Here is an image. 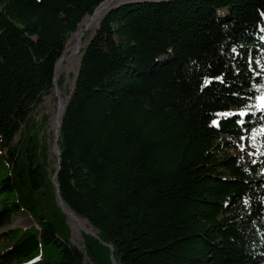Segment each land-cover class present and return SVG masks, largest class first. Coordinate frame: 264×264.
<instances>
[{
  "label": "trees",
  "instance_id": "obj_1",
  "mask_svg": "<svg viewBox=\"0 0 264 264\" xmlns=\"http://www.w3.org/2000/svg\"><path fill=\"white\" fill-rule=\"evenodd\" d=\"M104 1L0 0V229L32 218L0 233V264H264V155L246 152L264 127V0L122 6L81 39L56 181L98 238L72 243L35 109Z\"/></svg>",
  "mask_w": 264,
  "mask_h": 264
},
{
  "label": "rangeland",
  "instance_id": "obj_2",
  "mask_svg": "<svg viewBox=\"0 0 264 264\" xmlns=\"http://www.w3.org/2000/svg\"><path fill=\"white\" fill-rule=\"evenodd\" d=\"M96 27H97V22L90 25L87 28V30L84 32V34L82 35V38L85 37V35H87V33L91 32V31L93 32L96 29ZM87 42H88V40H84L82 42V47H84L87 44ZM74 43H75V34H72L67 40V48L66 49H68V53H70L72 48L75 47ZM79 59H80V54L77 53L75 56V60L73 61L72 65L68 66L67 63H64L63 68L59 74V77L63 75L65 78V82H64L63 86L61 88H59L60 97L64 103H65V96L67 95V91H71L72 87L74 85V79H75V76L77 73V68L79 65ZM64 66H68V70L65 69ZM57 96L59 97L58 94H57ZM57 105H58V101H57L56 95L54 94V92H52L49 96H45L43 99V102L35 109V121H36L38 126L41 124V120H42L43 116L48 117L47 123L43 127L42 131L39 132V138L41 139L43 137H46L45 138V146H46V150L48 153L49 164L51 167L55 166V152L53 150L54 146L52 144L54 131L52 129H50L51 128L50 124H51L54 112L57 109ZM262 116L264 117V111L262 113ZM246 152L251 153L248 150ZM70 222L72 223L71 219L67 218L68 226L71 229L72 224ZM31 223H32V218L28 214H26L25 212H21L14 217V219L12 220V223L10 225L5 226L4 228H1L0 233L3 231L9 230V229H15V228L23 229V228L27 227L28 225H30ZM85 227H87V229H89L87 224ZM81 230H83V229L80 226H79V229H75V230L71 229V232H72V239L71 240H72L73 244L79 245L82 242L81 237H80V234L82 232Z\"/></svg>",
  "mask_w": 264,
  "mask_h": 264
},
{
  "label": "water",
  "instance_id": "obj_3",
  "mask_svg": "<svg viewBox=\"0 0 264 264\" xmlns=\"http://www.w3.org/2000/svg\"><path fill=\"white\" fill-rule=\"evenodd\" d=\"M167 1H172V0H105L104 2H102L97 8L96 10H100L101 11V14L102 16H104L105 14H107L108 12L112 11V10H115V9H118L122 6H136V5H139L141 3H159V2H167ZM95 10V11H96ZM94 11V12H95ZM101 16V17H102ZM86 17V16H85ZM84 17V18H85ZM83 18V19H84ZM82 19V20H83ZM82 22V21H81ZM80 22V23H81ZM80 23L78 24V26L80 25ZM99 24V22H98ZM78 26H77V29H78ZM76 29V31H77ZM75 31V33H76ZM74 33V34H75ZM74 46H75V53H80L81 51V48H82V41L80 38H75V43H74ZM65 52V50H64ZM64 52L62 53L61 57L58 59V61L56 62L55 64V69H54V79H53V92L54 94L56 95V98H57V101H59V97L57 96V92L59 91V88L57 87V80L59 78V72H58V65H59V62L61 61V58L64 54ZM77 75V73H76ZM76 81V76H75V79H74V83ZM68 98L69 96L66 95L65 96V104H64V108H63V111H62V114L64 112V109H65V106H66V103L68 101ZM61 114V116H62ZM61 116H60V124H59V129H60V126H61ZM59 129L54 132V135H53V146L55 147L56 149V153H55V159H56V162H55V171L54 173L52 174V177H51V183L54 187V193H55V201H56V204L57 206L60 208L61 212L69 219L71 220H83L79 217H77L69 208V212L70 213H67L64 209H63V201L61 200L59 194H58V184H57V181H56V177H57V174H58V171H59V160H60V150L57 146V139L59 137ZM85 221V220H84ZM82 233H84L85 235H90V236H93L95 237L96 239L98 238L97 237V234L95 231H93L91 228L90 230H81ZM104 245V244H103ZM110 250H112L111 247H109ZM112 263H114V260H112Z\"/></svg>",
  "mask_w": 264,
  "mask_h": 264
},
{
  "label": "bare ground",
  "instance_id": "obj_4",
  "mask_svg": "<svg viewBox=\"0 0 264 264\" xmlns=\"http://www.w3.org/2000/svg\"><path fill=\"white\" fill-rule=\"evenodd\" d=\"M102 14H101V11L98 9L96 10L91 16H86L82 22L80 23V25L78 26V29L75 33V38H82V35L84 34V32L87 30V28L94 24L95 22H99V19L101 18ZM77 53H75V47L72 48L71 52L68 53V49L65 50L62 58H61V61L59 62V65H58V72L60 74L62 68H63V64L64 63H67L68 66L69 65H72L73 61L75 60V56H76ZM68 66H64L65 69L68 70ZM57 94L59 95L60 97V93L59 91L57 92ZM64 102L63 100L61 99V97L59 98V101H58V105H57V109L55 110L54 112V115L52 117V121H51V124H50V129H52L54 132H56L58 129H59V124H60V116L62 114V111H63V108H64ZM54 152L56 153V149L55 147L53 148ZM63 209L67 212V213H70L68 208L63 204ZM72 221V226H71V229L72 230H75V229H79V226L83 229V230H90L87 229L86 226V221L84 220H71Z\"/></svg>",
  "mask_w": 264,
  "mask_h": 264
},
{
  "label": "snow or ice",
  "instance_id": "obj_5",
  "mask_svg": "<svg viewBox=\"0 0 264 264\" xmlns=\"http://www.w3.org/2000/svg\"><path fill=\"white\" fill-rule=\"evenodd\" d=\"M216 79H220V78L216 77ZM258 99L260 101V106L264 107V96H260ZM229 114H231V113H229ZM244 115H245V112L243 110H241L239 112V116L243 117ZM213 123H215V121ZM237 123H243V121L239 120V121H237ZM257 136H264V127H260L258 129H256V128L252 129V136L250 137V139L252 140L251 146L254 148H257V152L256 153H250V155H257V154L264 155V150H262L261 147L257 145V142H256ZM241 139H243V137H241ZM241 148L243 150V145H241ZM255 162L256 161L253 160V163H255ZM260 171L262 174H264V168H262ZM244 203H247V201H244Z\"/></svg>",
  "mask_w": 264,
  "mask_h": 264
}]
</instances>
